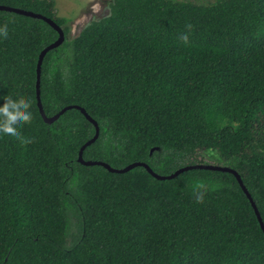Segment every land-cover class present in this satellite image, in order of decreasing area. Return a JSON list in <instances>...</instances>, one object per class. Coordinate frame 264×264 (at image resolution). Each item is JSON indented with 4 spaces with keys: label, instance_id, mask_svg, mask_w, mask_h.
I'll return each mask as SVG.
<instances>
[{
    "label": "trees",
    "instance_id": "16d2710c",
    "mask_svg": "<svg viewBox=\"0 0 264 264\" xmlns=\"http://www.w3.org/2000/svg\"><path fill=\"white\" fill-rule=\"evenodd\" d=\"M0 5L63 28L43 61L41 98L48 116L79 105L98 122L86 160L142 161L162 175L231 167L264 221V0H111L76 37L55 0ZM9 21L0 108L31 100L33 120L21 130L31 142L0 140V264H264V231L233 173L159 180L142 166L82 164L95 125L76 108L46 123L37 104L39 55L59 33L0 10ZM197 181L208 185L203 203Z\"/></svg>",
    "mask_w": 264,
    "mask_h": 264
},
{
    "label": "water",
    "instance_id": "95a60500",
    "mask_svg": "<svg viewBox=\"0 0 264 264\" xmlns=\"http://www.w3.org/2000/svg\"><path fill=\"white\" fill-rule=\"evenodd\" d=\"M0 10H6V11H11V12H16V13H19V14H22V15H25V16H30V17H33V18H39V19H43L44 21H46L48 24H50V26H52L55 30H57V32L59 33V37L57 40H55L54 42H52L51 44H49L48 46H46L41 52H40V55H39V59H38V63H37V80H36V96H37V104H38V107H39V110H40V113L44 119V121L46 123H53L55 122L56 120L59 119V117L61 115H63L66 111H68L69 109H73V108H76V109H79L82 111V113L86 116V118L92 122L95 127H96V133L95 135L90 139L88 140L80 149V152H79V161L86 165V166H94V165H101V166H104L105 168H107L109 171L111 172H116V173H126L138 166H142V167H145L148 172L150 174H152L155 178L159 179V180H166V179H173L175 178L176 176L180 175L181 173L185 172V171H189V170H193V169H207V170H218V171H223V172H231L233 173L240 186L242 187L243 191L245 192V194L247 195V197L249 198L254 210H255V213L258 217V220L260 222V225H261V228L263 229L264 231V221H263V218L261 216V213L251 195V193L249 192V190L247 189L246 185L244 184L243 180H242V177L241 175L238 173L237 170L231 168V167H228V166H223V165H216V164H191V165H186L178 170H176L175 172L169 174V175H162V174H159L157 172H155L151 166L149 164H147L146 162H142V161H137V162H133L131 164H128L127 166L123 167V168H114L112 167L109 163H106V162H103V161H96V160H86L84 158V151L85 149L90 146L91 144H93L99 137L100 135V126L98 124V122L93 119L91 117V115H89V113L86 111L85 108L79 106V105H68V106H65L62 110H60L58 113H56L55 115L53 116H48L46 113H45V110H44V107H43V103H42V98H41V73H42V65H43V61H44V58L46 56V54L59 47L60 45L63 44V42L65 41V33H64V30L63 28L58 25L53 19L49 18V17H46L40 13H36V12H33V11H30V10H25V9H21V8H17V7H12V6H8V5H0ZM152 151H154V149H152Z\"/></svg>",
    "mask_w": 264,
    "mask_h": 264
},
{
    "label": "clouds",
    "instance_id": "9594fccd",
    "mask_svg": "<svg viewBox=\"0 0 264 264\" xmlns=\"http://www.w3.org/2000/svg\"><path fill=\"white\" fill-rule=\"evenodd\" d=\"M9 22L0 23V40L9 37ZM187 39V37H185ZM33 120L31 100H21L19 103L15 99L8 98L3 108H0V140L11 138L19 140L21 143L31 142L22 135V129L26 124H31ZM205 189L208 185L197 181L195 200L197 203H203L205 199Z\"/></svg>",
    "mask_w": 264,
    "mask_h": 264
},
{
    "label": "rangeland",
    "instance_id": "374dc122",
    "mask_svg": "<svg viewBox=\"0 0 264 264\" xmlns=\"http://www.w3.org/2000/svg\"><path fill=\"white\" fill-rule=\"evenodd\" d=\"M57 14L67 18L71 37H76L83 27L94 19H100L110 12L111 0H55ZM196 3H210L215 0H189ZM208 162H213L206 157Z\"/></svg>",
    "mask_w": 264,
    "mask_h": 264
}]
</instances>
